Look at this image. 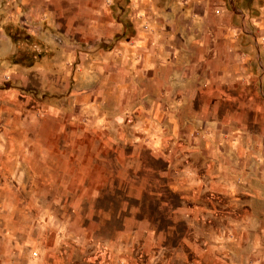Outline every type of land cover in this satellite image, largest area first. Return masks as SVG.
<instances>
[{"label":"crops","instance_id":"0c3cea01","mask_svg":"<svg viewBox=\"0 0 264 264\" xmlns=\"http://www.w3.org/2000/svg\"><path fill=\"white\" fill-rule=\"evenodd\" d=\"M126 19L114 68L103 70L115 79L89 106L97 131L83 134L104 148L77 151L86 236L114 258L142 250L179 262L191 253L190 264H264V208H252L264 206V0H136ZM120 191V207H104L119 204ZM209 194L222 198L218 215ZM103 223L110 236L96 231ZM165 257L159 264H171Z\"/></svg>","mask_w":264,"mask_h":264},{"label":"rangeland","instance_id":"374dc122","mask_svg":"<svg viewBox=\"0 0 264 264\" xmlns=\"http://www.w3.org/2000/svg\"><path fill=\"white\" fill-rule=\"evenodd\" d=\"M133 1L0 0V264H159L165 256L171 264H190L193 259L191 253L179 262L177 254L142 250L114 258L105 241L88 238L84 230L89 206L77 199L85 190L78 166L84 158L77 151L89 144L104 148V142H89L83 134L97 131L89 106L98 104L99 92L108 91L107 82L115 79L103 70L114 68L115 44L122 37L117 26L129 23ZM106 143L115 148L114 141ZM69 150L75 157L66 156ZM114 159L106 158L113 176ZM138 160L140 166L150 161ZM66 161H74L75 168ZM123 165L130 166L131 158L124 157ZM98 175L94 170L92 179ZM117 196L119 204L112 197L104 207L119 208L125 198L121 191ZM221 199L207 195L212 216L219 214ZM126 204L130 208L131 201ZM108 223L96 230L104 237L118 225Z\"/></svg>","mask_w":264,"mask_h":264}]
</instances>
